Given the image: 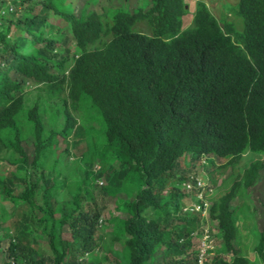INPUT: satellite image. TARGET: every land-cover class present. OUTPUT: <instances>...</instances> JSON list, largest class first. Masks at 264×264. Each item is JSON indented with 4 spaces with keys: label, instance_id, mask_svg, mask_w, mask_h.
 Returning a JSON list of instances; mask_svg holds the SVG:
<instances>
[{
    "label": "trees",
    "instance_id": "16d2710c",
    "mask_svg": "<svg viewBox=\"0 0 264 264\" xmlns=\"http://www.w3.org/2000/svg\"><path fill=\"white\" fill-rule=\"evenodd\" d=\"M128 1L0 0V264H104L96 190L128 195L112 238L126 258L108 247L116 264H198L201 214L181 201L194 200L197 176L210 179L203 158L218 170L246 153L258 159L244 181L211 201L222 246L206 264H254L234 245L232 200L264 167V0H238L237 21L206 0ZM69 136L86 143L76 178L62 159ZM256 248L264 259L263 235Z\"/></svg>",
    "mask_w": 264,
    "mask_h": 264
},
{
    "label": "rangeland",
    "instance_id": "374dc122",
    "mask_svg": "<svg viewBox=\"0 0 264 264\" xmlns=\"http://www.w3.org/2000/svg\"><path fill=\"white\" fill-rule=\"evenodd\" d=\"M84 1V0H82ZM124 0H100L98 6L107 4L109 6H117ZM136 0H129L131 5L134 4ZM213 11V13L218 17L221 18L223 16H227L228 19L237 21V16L234 15L230 9L237 4L238 0H206ZM81 0H77V6L80 4ZM194 3V1H191ZM195 4V3H194ZM6 8V7H5ZM241 29H243L244 25L241 21ZM140 28L142 31H146L145 23L140 24ZM31 89L28 93V106L33 105V99L37 93L36 86H34L33 82H30ZM56 107V105H55ZM55 109V108H54ZM55 111V110H54ZM53 111V112H54ZM44 121L47 122L48 128L51 127V120H49V116L46 114L44 115ZM62 116L58 123H61ZM86 126H94L96 128L99 127V122L97 120H93L89 118V122ZM70 139V151L66 152L62 155V159L64 163H68L69 170L75 173V178L77 177L78 169H86L88 168L85 163L82 162L81 153L86 149V143L82 140L78 144H72L71 139L72 137L69 136ZM63 146L66 143L63 141ZM33 138L29 136L26 138L25 145L32 150ZM31 152V151H30ZM78 159V161H76ZM258 156L252 153L244 154L243 159L238 162L237 164L227 165L224 167H220L216 170L213 164L208 163L207 159L203 158L201 161L202 163L205 161V166H201L204 173H208L209 180L215 181V185H209L212 188L209 195L210 198L205 199L207 204H210L212 199L218 197V194L225 191L226 189H230L234 183V180H241L244 181L246 177L248 169L252 166L254 162L257 163ZM259 159L263 160L264 157H259ZM222 160L217 162V165L222 164ZM186 162L185 165H187ZM85 166V167H84ZM113 166H118L116 161H113ZM11 167V166H10ZM2 168V167H1ZM9 168V167H8ZM99 170L100 163H95L92 166V169ZM200 171V172H201ZM197 175V174H196ZM200 176V175H199ZM98 188L102 189V187L106 184L105 178H97L94 182ZM211 184V182H210ZM243 187H246L245 185ZM240 188L237 191L236 197L232 200L233 206L236 208V221L238 225V236L234 240L235 247L241 251L242 254L247 256L254 264H264V259L261 258L260 253L258 252L256 246L258 245L259 239L261 235L264 236V167H260L258 171V175H254L252 182L248 185L247 188ZM74 188L69 190H61L59 192V198L61 202L64 204L70 203L71 198H73V191ZM19 191L22 192L21 188ZM95 196L97 197V201L99 204V208L101 209V218L99 219V228H98V235L99 239H101V249L97 250L96 256L102 257L106 255V259H102L104 264H116L117 257L114 252L108 250L109 244L113 242V239H116L114 236L119 229L121 219L126 217L127 214L125 211L121 210L119 205L117 204L118 198H124L128 196L126 192H119L116 195L111 193L105 194L102 193L100 190L95 191ZM209 201V202H208ZM191 202L182 200L181 201V210L185 213L191 212L190 208ZM197 212V211H194ZM202 216V215H201ZM200 216V227L193 231L192 238H193V246L198 247L199 255H198V264H206L207 261L211 262L212 257L218 253L219 247L222 246V239L220 236L217 235V224ZM5 225V223L3 224ZM2 225V226H3ZM113 238V239H112ZM40 239V247L44 251L45 241L43 236L39 237ZM8 238H4L1 241V246L6 248L8 246ZM105 248V249H104ZM209 248L211 250H209ZM111 250L118 251L121 255H124L126 258L127 249L125 247L124 239H118L113 242ZM201 254V255H200ZM202 254L203 258H202ZM226 258H230L232 255L229 252L222 254ZM4 253L0 252V263L4 260ZM202 259V260H201Z\"/></svg>",
    "mask_w": 264,
    "mask_h": 264
},
{
    "label": "clouds",
    "instance_id": "9594fccd",
    "mask_svg": "<svg viewBox=\"0 0 264 264\" xmlns=\"http://www.w3.org/2000/svg\"><path fill=\"white\" fill-rule=\"evenodd\" d=\"M0 9H1L0 13H3L6 10V8H2V7H0ZM195 179H196L195 184H197L196 188L199 189V191L197 192V190H196L197 193H195L194 200H190V202H191L190 208H191L192 212L197 211L204 218L206 217L208 219L210 217L209 209H210L211 203L207 204L205 199L208 200V198H210L209 193H210V191H212V188L209 186L210 185L209 179L204 180L200 176H197ZM191 185H192L191 182L186 183L187 188H190ZM209 250H211V249L209 248ZM203 255L204 254H202V258H203Z\"/></svg>",
    "mask_w": 264,
    "mask_h": 264
},
{
    "label": "built area",
    "instance_id": "2783aa9c",
    "mask_svg": "<svg viewBox=\"0 0 264 264\" xmlns=\"http://www.w3.org/2000/svg\"><path fill=\"white\" fill-rule=\"evenodd\" d=\"M0 12H1V9H0Z\"/></svg>",
    "mask_w": 264,
    "mask_h": 264
}]
</instances>
